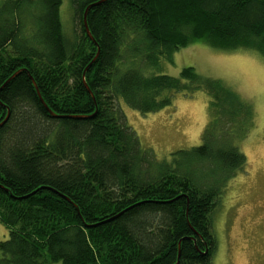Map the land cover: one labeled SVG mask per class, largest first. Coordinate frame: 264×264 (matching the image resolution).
Masks as SVG:
<instances>
[{
	"label": "trees",
	"instance_id": "1",
	"mask_svg": "<svg viewBox=\"0 0 264 264\" xmlns=\"http://www.w3.org/2000/svg\"><path fill=\"white\" fill-rule=\"evenodd\" d=\"M102 1L70 0L72 38L63 0L0 4V124L9 114L0 127L9 229L0 264H212L213 214L246 165L229 127L247 106L195 67L160 70L194 43L264 55V0ZM196 92L213 98L218 129L172 154L183 160L145 149L118 105L154 113Z\"/></svg>",
	"mask_w": 264,
	"mask_h": 264
},
{
	"label": "rangeland",
	"instance_id": "2",
	"mask_svg": "<svg viewBox=\"0 0 264 264\" xmlns=\"http://www.w3.org/2000/svg\"><path fill=\"white\" fill-rule=\"evenodd\" d=\"M61 17L63 34L72 38L75 26L70 0H63ZM226 51L231 50L221 52L194 43L176 52L172 61L166 60L160 72L178 76L184 67H195L205 76L224 80L247 106L245 119L229 127L231 142L245 154L246 165L227 179L213 214L216 248L211 263L264 264V55L248 49ZM211 101L207 94L196 92L176 94L171 104L154 113L143 114L123 99L119 108L145 149L159 160H183L187 155L172 154L191 151L204 142L209 129H218V123L210 126L218 119L211 113ZM8 238L9 229L0 220V241Z\"/></svg>",
	"mask_w": 264,
	"mask_h": 264
},
{
	"label": "water",
	"instance_id": "3",
	"mask_svg": "<svg viewBox=\"0 0 264 264\" xmlns=\"http://www.w3.org/2000/svg\"><path fill=\"white\" fill-rule=\"evenodd\" d=\"M102 2H104V0H103ZM102 2H100V3H102ZM100 3H98V4H100ZM90 9H91V7H89V8L87 9V12H86L85 17L87 16V13H88V11H89ZM85 27H86V31H87L88 36L93 40L92 35L90 34V31H89V29H88V26H87V22H86V20H85ZM99 54H100V50L98 51V54H97V56L95 57V59L93 60V62L87 67L86 71H88L89 68L93 66V64H94V63L96 62V60L98 59ZM83 80H84V83H85L86 87L89 89V86L87 85V81H86V77H85V75H84ZM8 118H9V114H8L6 120H4V121L0 124V127L3 126V125L7 122Z\"/></svg>",
	"mask_w": 264,
	"mask_h": 264
},
{
	"label": "bare ground",
	"instance_id": "4",
	"mask_svg": "<svg viewBox=\"0 0 264 264\" xmlns=\"http://www.w3.org/2000/svg\"><path fill=\"white\" fill-rule=\"evenodd\" d=\"M83 19L86 20V17L84 16ZM86 22H87V21H86ZM74 24H75V23H74ZM120 101H121V99L119 100L118 105H119ZM119 107H120V105H119ZM124 120H125V118H124ZM125 121H126V120H125ZM205 254H206V253H205Z\"/></svg>",
	"mask_w": 264,
	"mask_h": 264
}]
</instances>
